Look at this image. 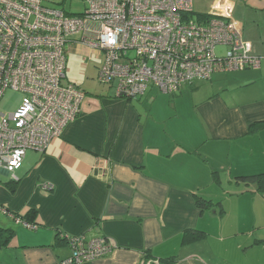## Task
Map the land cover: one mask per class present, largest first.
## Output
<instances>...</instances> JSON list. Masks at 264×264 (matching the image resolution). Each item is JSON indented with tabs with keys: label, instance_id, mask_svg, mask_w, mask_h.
<instances>
[{
	"label": "crops",
	"instance_id": "obj_1",
	"mask_svg": "<svg viewBox=\"0 0 264 264\" xmlns=\"http://www.w3.org/2000/svg\"><path fill=\"white\" fill-rule=\"evenodd\" d=\"M194 1L202 14L215 2ZM233 1L261 65L215 74L223 88L209 98L198 82L90 95L70 70L96 53L70 44L64 84L87 98L45 152L27 153L18 181L0 169V229L13 231L0 264H64L81 236L113 247L83 264H264V190L238 180L264 174V0Z\"/></svg>",
	"mask_w": 264,
	"mask_h": 264
},
{
	"label": "built area",
	"instance_id": "obj_2",
	"mask_svg": "<svg viewBox=\"0 0 264 264\" xmlns=\"http://www.w3.org/2000/svg\"><path fill=\"white\" fill-rule=\"evenodd\" d=\"M45 2L0 0V102L8 91L23 96L0 119V169L14 181L27 153L45 152L82 112L86 92L64 84L70 44L102 56L98 80L128 100L142 98L150 86L174 95L217 73L261 65L234 18L233 0H215L204 14L194 0H86L77 15ZM219 47L227 48L225 55L217 54ZM69 243L64 264L103 259L113 250L102 238Z\"/></svg>",
	"mask_w": 264,
	"mask_h": 264
},
{
	"label": "rangeland",
	"instance_id": "obj_3",
	"mask_svg": "<svg viewBox=\"0 0 264 264\" xmlns=\"http://www.w3.org/2000/svg\"><path fill=\"white\" fill-rule=\"evenodd\" d=\"M45 7L55 8L59 10H65L68 13L77 15L85 12L87 7L86 0H46ZM203 11V10H200ZM205 12V11H203ZM79 38V37H77ZM227 51L226 47H219L217 49V54L219 56L225 55ZM95 54V53H94ZM130 55H134L133 52ZM100 58L98 55L93 59V61L84 62L83 57H74L73 66L70 70V73H73L74 76L81 80V88L85 90L88 94L94 95L95 93H101L106 88H110L109 85H105L100 83L98 80L97 66L100 64ZM215 76V75H213ZM211 80H216V78L212 77ZM211 80L208 81H196L198 84V88L202 99L212 97L213 93L217 92L219 89L222 90V86L216 85L215 88L211 86ZM22 94L14 91H8L3 99L0 102V119L1 114L9 115L15 111V109L22 102ZM136 100V99H135Z\"/></svg>",
	"mask_w": 264,
	"mask_h": 264
},
{
	"label": "trees",
	"instance_id": "obj_4",
	"mask_svg": "<svg viewBox=\"0 0 264 264\" xmlns=\"http://www.w3.org/2000/svg\"><path fill=\"white\" fill-rule=\"evenodd\" d=\"M238 180L243 183H259L261 186L260 188L264 190V174L250 177H240ZM204 205L205 204L202 205L203 208L205 207ZM31 215H33V213ZM12 236L13 231L0 229V247H6L12 239Z\"/></svg>",
	"mask_w": 264,
	"mask_h": 264
}]
</instances>
